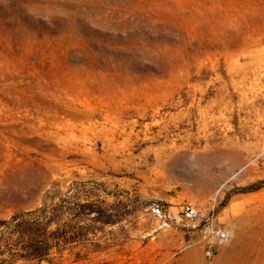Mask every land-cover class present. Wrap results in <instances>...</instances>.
Segmentation results:
<instances>
[{
	"label": "rangeland",
	"instance_id": "1",
	"mask_svg": "<svg viewBox=\"0 0 264 264\" xmlns=\"http://www.w3.org/2000/svg\"><path fill=\"white\" fill-rule=\"evenodd\" d=\"M45 204L47 264H264V0H0V220Z\"/></svg>",
	"mask_w": 264,
	"mask_h": 264
},
{
	"label": "trees",
	"instance_id": "2",
	"mask_svg": "<svg viewBox=\"0 0 264 264\" xmlns=\"http://www.w3.org/2000/svg\"><path fill=\"white\" fill-rule=\"evenodd\" d=\"M262 186V183H257L235 189L227 194L221 208L233 195L255 192ZM50 214V209L45 204L38 210L14 215L9 220H0V254L7 253L15 262H39L46 260L52 251H60L63 246L76 243L77 235L84 238L88 235L84 228L75 229L71 223H67L62 232L56 228L47 235L42 225L51 218Z\"/></svg>",
	"mask_w": 264,
	"mask_h": 264
},
{
	"label": "built area",
	"instance_id": "3",
	"mask_svg": "<svg viewBox=\"0 0 264 264\" xmlns=\"http://www.w3.org/2000/svg\"><path fill=\"white\" fill-rule=\"evenodd\" d=\"M183 219L189 223H192L193 227L196 223L200 225L203 222L202 215L198 208L193 204H185L182 207ZM204 226L200 229V235L204 242L205 255L208 258H213L216 254V247L222 244L227 239V233L222 230H218L210 220L206 219Z\"/></svg>",
	"mask_w": 264,
	"mask_h": 264
},
{
	"label": "water",
	"instance_id": "4",
	"mask_svg": "<svg viewBox=\"0 0 264 264\" xmlns=\"http://www.w3.org/2000/svg\"><path fill=\"white\" fill-rule=\"evenodd\" d=\"M43 263L47 264V263H48V261H47V260H43Z\"/></svg>",
	"mask_w": 264,
	"mask_h": 264
}]
</instances>
